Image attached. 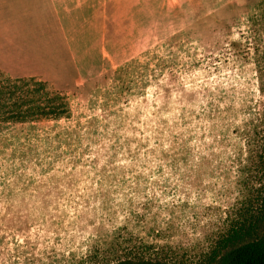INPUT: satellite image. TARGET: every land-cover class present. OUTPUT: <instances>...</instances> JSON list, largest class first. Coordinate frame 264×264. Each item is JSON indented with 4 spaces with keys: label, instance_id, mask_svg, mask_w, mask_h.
Here are the masks:
<instances>
[{
    "label": "rangeland",
    "instance_id": "374dc122",
    "mask_svg": "<svg viewBox=\"0 0 264 264\" xmlns=\"http://www.w3.org/2000/svg\"><path fill=\"white\" fill-rule=\"evenodd\" d=\"M6 6L0 67L47 81L72 114L0 124V264H204L264 212V0H103L72 53L32 28L19 55L2 18L23 9ZM95 194L111 203L66 202Z\"/></svg>",
    "mask_w": 264,
    "mask_h": 264
},
{
    "label": "trees",
    "instance_id": "16d2710c",
    "mask_svg": "<svg viewBox=\"0 0 264 264\" xmlns=\"http://www.w3.org/2000/svg\"><path fill=\"white\" fill-rule=\"evenodd\" d=\"M120 67V73L131 63ZM67 97L52 89L47 81L36 77H10L0 71V124H36L71 118ZM74 162L78 163L79 158ZM75 164H73L72 168ZM96 167V163L94 164ZM98 171V169H96ZM96 184L104 186V181ZM100 194L70 197L67 204L74 209H90L91 201L101 199L103 208L111 202ZM127 202L131 203L129 197ZM264 206V204H263ZM264 209V208H263ZM109 264H167L160 260L129 257ZM204 264H264V212L232 225L212 249Z\"/></svg>",
    "mask_w": 264,
    "mask_h": 264
},
{
    "label": "crops",
    "instance_id": "0c3cea01",
    "mask_svg": "<svg viewBox=\"0 0 264 264\" xmlns=\"http://www.w3.org/2000/svg\"><path fill=\"white\" fill-rule=\"evenodd\" d=\"M100 1L102 2L103 0H0V5L4 7L1 9L2 14H4L7 8V3H10L11 9L16 7L17 10H19L18 8L23 9L21 11L23 14L19 16L23 19V22H17L13 20L15 17L9 18L5 15L2 18L5 33L1 34V45L7 51L16 50V55H19L17 50L21 45V41L18 31L20 29L30 31L33 28V34H39L42 38L50 34L61 37L62 46H65L66 43L69 44V53H72L73 43L83 38V36L87 34V30H89L90 15L92 14L98 17ZM90 4L93 5L90 7ZM31 12L33 15H30ZM101 31L103 37L104 31ZM41 45H43V42H41ZM25 59L34 60V62L40 61L37 53L31 52V49L30 51H26ZM14 67L26 68L28 66L22 65ZM48 67V65L33 64L30 69L33 71L37 70L35 73L38 75L39 72L46 73L45 70L48 69ZM0 69L18 77H27L28 75L29 77H36L34 73L28 74L27 72V74H22L23 72L14 73L10 70L9 72L8 69L4 67H0ZM12 71H14V69H12ZM43 75L46 76V74Z\"/></svg>",
    "mask_w": 264,
    "mask_h": 264
}]
</instances>
